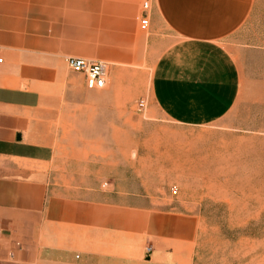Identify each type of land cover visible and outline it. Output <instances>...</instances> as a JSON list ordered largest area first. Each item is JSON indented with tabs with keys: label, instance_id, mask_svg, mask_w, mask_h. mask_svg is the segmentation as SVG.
<instances>
[{
	"label": "crops",
	"instance_id": "1",
	"mask_svg": "<svg viewBox=\"0 0 264 264\" xmlns=\"http://www.w3.org/2000/svg\"><path fill=\"white\" fill-rule=\"evenodd\" d=\"M149 49L150 114L224 124L234 172L264 174V0H0V264H196L194 213L156 208L127 182L105 190L65 160L81 140L67 58L117 66ZM114 90L129 92L115 75Z\"/></svg>",
	"mask_w": 264,
	"mask_h": 264
},
{
	"label": "rangeland",
	"instance_id": "2",
	"mask_svg": "<svg viewBox=\"0 0 264 264\" xmlns=\"http://www.w3.org/2000/svg\"><path fill=\"white\" fill-rule=\"evenodd\" d=\"M157 58L149 49L141 62L109 64L107 86L98 90L70 70L65 97L75 105L68 126L81 140L65 142L75 155L65 160H84L105 190L127 182L131 193L143 194L156 208L194 213L196 264H262L264 174L234 172L233 138L224 139V124L185 127L150 114L141 91L148 90ZM113 75L127 95L106 93ZM143 99L147 106L139 111ZM118 100L128 107H105Z\"/></svg>",
	"mask_w": 264,
	"mask_h": 264
},
{
	"label": "built area",
	"instance_id": "3",
	"mask_svg": "<svg viewBox=\"0 0 264 264\" xmlns=\"http://www.w3.org/2000/svg\"><path fill=\"white\" fill-rule=\"evenodd\" d=\"M149 10L150 3L148 1L143 3L144 14L141 18V30L147 31L149 29ZM2 62V59H0ZM67 67L72 72L82 75L86 87L90 90L104 89L107 85L109 64L104 61L88 60L84 58L69 57L66 60ZM147 106V101L145 99L138 103L139 111H143ZM152 248H147V252L150 253ZM11 258H14V254H10Z\"/></svg>",
	"mask_w": 264,
	"mask_h": 264
}]
</instances>
